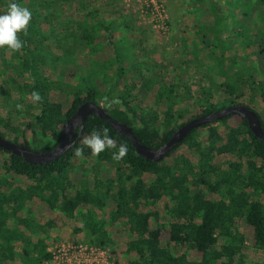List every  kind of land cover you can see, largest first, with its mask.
<instances>
[{
	"label": "trees",
	"instance_id": "1",
	"mask_svg": "<svg viewBox=\"0 0 264 264\" xmlns=\"http://www.w3.org/2000/svg\"><path fill=\"white\" fill-rule=\"evenodd\" d=\"M256 1L264 5V0ZM18 2L32 18L26 34H18L22 49L0 48L13 58L2 67L9 69L2 82L17 89L0 92V111L10 106L8 116L0 113V136L29 150L54 148L62 124L77 106L99 104L105 96L119 100L102 106L108 115L131 127L141 144L156 149L186 122L226 107L216 102L244 104L246 93H257L260 82L248 72H256L255 67L238 71L234 83L222 70L219 84L206 87L202 79L197 89L189 82L185 60H178L170 83L157 80L156 64L147 76L144 61L130 60L122 52L124 38L112 26L121 10H112L105 19L90 0ZM191 2L210 5L193 15V34L202 40L209 33L210 12L216 14L218 6L211 0ZM7 3L0 0V13ZM251 15L243 13V18ZM121 19L120 35L129 28ZM42 22L48 25V36L61 43V54L46 48L47 38L38 29ZM140 40L132 43L138 50ZM179 45L185 54L181 36ZM80 48L87 55L77 84L49 79L45 64L66 68L73 62L70 54ZM35 59L43 64L36 66ZM33 90L41 102L32 101ZM256 97L264 101V90ZM255 112L264 131V106ZM101 127L109 129L117 146L128 145L120 161L112 159L115 149L92 155L80 143ZM76 147L84 148L81 157L74 155ZM48 229L57 230L56 241L108 249L114 264H264V142L251 134L243 118L229 115L193 129L161 162H153L137 155L130 141L104 120L90 115L81 137L56 161L31 164L0 148V264H43L50 258Z\"/></svg>",
	"mask_w": 264,
	"mask_h": 264
},
{
	"label": "rangeland",
	"instance_id": "2",
	"mask_svg": "<svg viewBox=\"0 0 264 264\" xmlns=\"http://www.w3.org/2000/svg\"><path fill=\"white\" fill-rule=\"evenodd\" d=\"M107 1L90 0V3L92 7L99 9L105 19L112 10H121L112 26L117 37L124 38L125 47L122 52L130 60L144 61V68L148 70L145 71L147 76L152 73L151 65L156 64L160 69L157 80L170 83L178 60H185L191 77L189 82L192 88L197 89L202 79H205L206 87H209L210 83L219 84L223 71L226 73L224 75L226 79L234 83L233 78L238 71L244 70L245 67L250 69L255 67L256 72L253 70H248V72L254 82H260L256 89L257 93L264 90V70H259L264 68V52L260 55L257 53L258 49L264 50V5H258L256 0H211L217 4L219 9L216 8V14L210 12L212 17L206 21L209 33L202 40L193 34L195 27L193 15L196 13L195 9L200 8L205 11L210 8V5L194 4L191 0H117L115 4L113 1ZM253 8L258 10L254 11ZM68 9L69 7L64 5V10ZM72 9L74 11L77 6H73ZM243 13L247 15L252 13V18L249 20L243 18ZM195 15L197 17V14ZM120 17L129 23L127 31H121L122 35L117 28ZM55 27L59 28L60 25ZM38 29L41 35L47 38L46 48L51 49L56 55L61 54V43L55 40L54 35L48 36V25L42 22L38 25ZM180 36L184 38L188 49L185 54L179 45ZM138 39L142 42L141 51L132 46V43ZM67 43L71 46L72 39L67 38ZM142 53L147 57L141 56ZM70 55L73 62L71 65L67 63L66 68L57 64L44 63L48 69L49 79L73 86L77 84L87 49L80 48ZM33 56L38 58L36 55ZM12 60L9 51L0 52V92L8 88L10 93H16L17 89L14 84L6 87L2 82L9 73L8 68L2 67L5 62L10 63ZM34 61L36 66L43 64V61L39 62L38 59ZM107 75L110 76L111 72L108 71ZM128 77H131V74ZM257 93L251 94L250 91L241 98L244 104L254 111H259L264 106L263 99L260 102L256 97ZM228 103L227 99L216 102V105L221 107L227 106ZM99 105L104 104L99 102ZM9 109L10 106H5L0 111L3 117L9 115ZM81 163V158L75 160V164ZM43 221L41 220L40 223ZM57 234L56 229L46 230L45 235L49 238V245L52 242H61L56 241ZM38 235L43 237L41 234Z\"/></svg>",
	"mask_w": 264,
	"mask_h": 264
},
{
	"label": "water",
	"instance_id": "3",
	"mask_svg": "<svg viewBox=\"0 0 264 264\" xmlns=\"http://www.w3.org/2000/svg\"><path fill=\"white\" fill-rule=\"evenodd\" d=\"M90 115H94L104 120L110 125L113 131L130 141L137 155L143 157L147 161L153 162H161L164 157L193 129L221 120L229 115H236L243 118L246 121L251 134L255 138L264 142V131L256 112L244 104L229 105L211 113L195 117L177 128L160 147L151 149L141 144L135 138L131 127L112 119L104 107L95 102L86 101L78 105L75 112L62 124L58 143L51 150H29L24 146L8 141L1 136L0 148L9 151L16 156L22 157L25 162L31 164L40 165L56 161L68 152L69 149L75 145L77 139L81 137L84 123Z\"/></svg>",
	"mask_w": 264,
	"mask_h": 264
},
{
	"label": "clouds",
	"instance_id": "4",
	"mask_svg": "<svg viewBox=\"0 0 264 264\" xmlns=\"http://www.w3.org/2000/svg\"><path fill=\"white\" fill-rule=\"evenodd\" d=\"M31 18L32 13L27 7L22 6L18 0H8L6 10L0 13V48H6L12 52L22 49L24 42L19 38L18 34H26ZM31 99L34 103L42 101L40 93L35 90L31 92ZM100 103L111 107L114 104H118L119 100L116 98L109 99L105 96ZM16 107L19 110L22 105L18 104ZM80 143L90 150L92 155L102 153L106 149H115L112 152V159L117 162L123 159L129 150L126 143L122 142L117 146L116 140L109 134L107 127L93 129L87 136L81 138ZM83 151L84 148L76 147L74 155L81 157Z\"/></svg>",
	"mask_w": 264,
	"mask_h": 264
},
{
	"label": "built area",
	"instance_id": "5",
	"mask_svg": "<svg viewBox=\"0 0 264 264\" xmlns=\"http://www.w3.org/2000/svg\"><path fill=\"white\" fill-rule=\"evenodd\" d=\"M50 258L43 264H114L108 249L86 242H52Z\"/></svg>",
	"mask_w": 264,
	"mask_h": 264
},
{
	"label": "crops",
	"instance_id": "6",
	"mask_svg": "<svg viewBox=\"0 0 264 264\" xmlns=\"http://www.w3.org/2000/svg\"><path fill=\"white\" fill-rule=\"evenodd\" d=\"M50 230H52V229H50Z\"/></svg>",
	"mask_w": 264,
	"mask_h": 264
}]
</instances>
